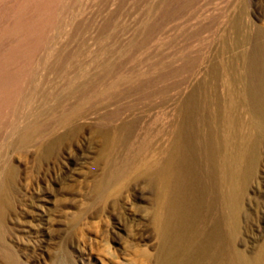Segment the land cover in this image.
Listing matches in <instances>:
<instances>
[{"label": "rangeland", "instance_id": "rangeland-1", "mask_svg": "<svg viewBox=\"0 0 264 264\" xmlns=\"http://www.w3.org/2000/svg\"><path fill=\"white\" fill-rule=\"evenodd\" d=\"M250 57L264 74V0H0V264H157L155 195L139 175L166 156L188 97L200 138L217 130L215 148L248 170L237 246L264 264V108L251 112L244 94Z\"/></svg>", "mask_w": 264, "mask_h": 264}, {"label": "bare ground", "instance_id": "bare-ground-1", "mask_svg": "<svg viewBox=\"0 0 264 264\" xmlns=\"http://www.w3.org/2000/svg\"><path fill=\"white\" fill-rule=\"evenodd\" d=\"M262 74H263V72H260V68H259V64H258L257 59L255 57H250L248 59V64H247V67L245 70L246 84L244 82L243 84H245V85H243V86L245 87L244 94L247 97V99L246 98L245 99L248 100V103L250 104V107H251V108L249 107L251 109L250 111L253 113H256V114L261 113V111L264 108V104L261 105V103H260V99L262 102V98H260V97H261V92L263 89L262 77L264 76V74L263 75ZM213 75H214V73H213ZM239 76H242V75L239 74ZM236 77H235V79H236ZM230 78H232V75ZM238 78H237V80H238ZM239 80H240V78H239ZM211 81H213V80H211ZM236 81L234 83L235 85L238 83V81L237 82ZM240 84H239L240 85L239 87H242V80H241ZM236 87H238V86H236ZM209 89H212V88H209ZM231 91H233V89ZM208 92H210V91H208ZM213 92L218 93L219 91L218 92L213 91ZM240 92H241V90H240ZM206 95H207V91H206ZM234 95H236V92ZM263 95H264V93H263ZM204 96H205V94H204ZM242 97H243V95H242ZM216 98H218V96ZM216 98H215V101H217ZM186 99H187V101L185 100L186 103L183 101L185 103L184 107L183 106H182L183 108L179 107V111L182 110L181 111L182 114H180V112H179V114L181 116H183V119L181 121H179L180 122L179 125H176V126H178L177 129L173 128L176 131L174 132V130H172L174 132V136H173L174 139L172 138L173 144L171 146H169L170 148L166 151V156L164 153V155H163L164 159L161 162H154L153 161V162H149L148 164H145V165H147L146 171L139 175V177H143L146 180L147 185L153 189V191H154L153 193L155 195L156 208L153 212L152 217H153V223H154V227H155V230H156V233H157V236L159 239V245H160L159 252H158L157 264H254L255 261L252 259L253 257L251 258L250 255H248L245 251L241 250L237 246V237H238L239 229H240V214H241V210H242V208H241L242 204L241 203H242V198H243L242 197L243 192L240 194L238 185H239V182H241L240 180H242L243 183L246 182L248 170H245L244 168H242L239 165V164H241V163H239V160H238V162L235 161V163L232 162L230 156H228V154H227V152H225V150L220 149V148H218V149L215 148V146H214L215 142H213V140L215 138H213L214 137L213 134L217 130H215L214 133L213 132L211 133L210 129L208 131H206L207 129L206 130L204 129V132L206 131L208 133H207L205 138H202L203 140L200 138V133L202 134V132L199 131V129L196 126V122H195V117L198 116L196 114V109L199 108V106L197 105L198 103L196 102L197 104H195V102L192 101V99L190 97H188ZM204 101H206V100H204ZM210 101L212 102V100H210ZM60 102H63V101H60ZM82 102L84 103L85 101H82ZM193 102H194V104H193ZM217 102H215V103H217ZM81 103H79V106L81 105ZM215 103L212 105L213 106L216 105ZM241 103H240V105H242ZM63 104H61V105L64 106ZM76 104H77V102H76ZM195 105H197L198 107L196 108ZM207 105H208V103L206 102L205 106H207ZM212 105H210V106H212ZM218 105H221V104H218ZM218 105L215 107L216 108L215 110H217V107L219 108ZM222 105H223V103H222ZM59 106H60V104H59ZM73 106H69V107L72 108ZM75 107H73V108H75ZM239 107H241V106H239ZM60 108H61V106H60ZM60 108L58 107V109L60 111H56V112H61V109H62V111H64L63 108H61V109ZM65 108H66V105H65ZM71 108H69V112L67 111L68 115L70 114ZM223 108L225 109L226 107H223ZM230 108H232V107H230ZM76 109H78V111H82L83 107H82V109H79L76 107ZM206 109L208 110V108H205V110ZM221 109H218V111L220 112ZM51 110L53 111L52 108H51ZM72 110L73 109H71V111ZM74 111H75V109H74ZM78 111L77 112L75 111L76 112L75 114H78ZM203 111H204V109H203ZM245 111H246V109H245ZM82 112H85V111H82ZM82 112L80 113L81 116L83 114ZM117 112H115V113H117ZM224 112H225V110H224ZM200 113L202 114L203 112L201 111ZM212 113H213V111H212ZM60 114L62 117V113H60ZM207 114H206V116H207ZM219 114L221 115L222 112ZM63 115H64V112H63ZM74 115L72 114V116H74ZM115 115H117V114H115ZM202 115H205V114H202ZM211 115H208L210 117V118H208L209 120L212 118ZM72 116H70V118H68V120L70 119L68 122L71 121V118H73ZM75 116H77V115H75ZM236 116H238V115H236ZM199 117H201V116H199ZM199 117H197L198 118V120L196 119L197 121H199L200 119H201V121L203 119H206V118H204V116H203V119H202V117L199 119ZM213 117H214V115H213ZM216 117L217 118L214 117L215 119H217L216 121H220V120H218V115ZM227 117H228V115H227ZM248 117H249V115H248ZM55 118H57V116ZM238 118L239 117H237V119ZM257 118H258V116H257ZM263 118H264V116H263ZM76 119H78V118H76ZM60 120H62L61 122H63L62 118ZM223 121H225V119ZM72 122L67 123V120H66V126H67V124H72ZM128 122L129 121H127V123ZM207 122L211 123V121H207ZM205 123H206V121H205ZM216 123L219 124L220 122H216ZM200 124H201V122H200ZM200 124H199V127H200ZM221 124H222V122H221ZM221 124H220V126H221ZM62 125H64V122L62 123ZM208 125H210V124H208ZM214 125L213 126L210 125V127H208V128H212V127H214ZM75 126H78V125L75 124L73 127H75ZM201 126H204V123ZM217 127H219V126H217ZM52 129H54V128H52ZM72 129H74V128H71V130ZM110 129H111V127H110ZM114 129H115V127H114ZM200 129H202V128L200 127ZM249 129H251V128L249 127ZM71 130H69V131H71ZM66 131H67V129H66ZM66 131H65V133H67ZM100 131L102 132L103 130H100ZM112 131H109V130L106 131V129H105V132L103 133L104 134V146L106 149L111 148L113 146H116L120 141V139L117 138L116 135H114L117 132L116 133L113 132V134H112L111 133ZM201 131H203V129ZM221 131H219V133ZM53 132H51L52 135L54 134ZM206 132H205V134H206ZM222 132H221V136L223 137L224 135L222 134ZM56 134H57V132H56ZM58 135H60V134H58ZM58 135H57V137H58ZM63 135H66V134H63ZM71 136H72V134H71ZM219 137L217 135V138L220 139V141H221L222 137H220V138ZM224 139L225 138H222V141ZM61 140H63V139H61ZM214 141L217 142L218 140H214ZM220 141H219V143H221ZM60 142H62V141H60ZM124 142H125L126 146H129V144L131 142V135H128L127 138L124 140ZM225 142L227 143L228 141H226V139H225ZM223 143H224V141H223ZM223 143H221L220 144L221 146H219V147H224ZM57 144H55V145H57ZM215 144H217V143H215ZM46 145H47V142H46ZM217 145H219V144H217ZM40 146H42V144ZM40 146H38V147H40ZM49 149H50V147H49ZM48 151L49 150H47L46 152H48ZM164 151H165V149H164ZM45 154H47V153H45ZM43 156H44V153H43ZM46 158H47V155H46ZM239 158H241V157H239ZM113 164L115 165V163H113ZM108 166H109V164H108ZM115 166H114V169H115ZM201 168L205 169L204 172L201 170ZM114 169H112V170H114ZM121 169L122 168H120L119 170L121 171ZM114 171H116V170H114ZM120 171H119V173H120ZM123 174H125V172ZM111 175H112V173H111ZM113 175H115V174H113ZM118 176L119 175L117 174V177ZM109 177H111V176H109ZM117 177L115 179H117ZM108 178L106 180H108ZM102 181H104V180H102ZM105 183H104V185H105ZM99 184L101 186V182ZM240 185H241V183H240ZM224 188H227V189L225 190ZM242 189H244V188H242ZM3 192H5V190ZM1 198H0V200H1ZM8 199H9V197H8ZM2 200H3V198H2ZM2 200H1V202H2ZM4 202H5V200H4ZM11 202H12V200H11ZM7 205H9V203ZM3 207H2V211L4 210ZM5 208H7V207H5ZM7 212L8 211L6 210V213ZM6 213H5V216H6ZM3 216H2V218H3ZM2 222H5V221L3 220ZM0 227L3 228L4 226L1 225ZM2 231H3V229H2ZM2 234H3V232L1 233V238L3 236ZM3 242H4L3 239H2V242L0 240V243H3ZM5 247H7V246H5ZM4 251H5V249H4ZM11 260H13V259H11ZM5 261H6V259H5Z\"/></svg>", "mask_w": 264, "mask_h": 264}]
</instances>
